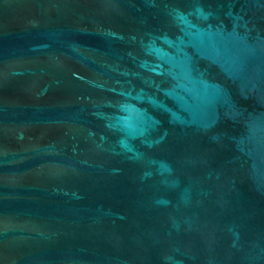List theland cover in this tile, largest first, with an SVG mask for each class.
Wrapping results in <instances>:
<instances>
[{"label":"water","instance_id":"95a60500","mask_svg":"<svg viewBox=\"0 0 264 264\" xmlns=\"http://www.w3.org/2000/svg\"><path fill=\"white\" fill-rule=\"evenodd\" d=\"M0 264H264V0H0Z\"/></svg>","mask_w":264,"mask_h":264}]
</instances>
